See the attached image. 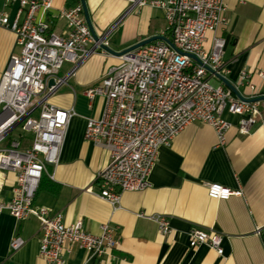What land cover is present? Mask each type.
Listing matches in <instances>:
<instances>
[{"label": "built area", "instance_id": "built-area-1", "mask_svg": "<svg viewBox=\"0 0 264 264\" xmlns=\"http://www.w3.org/2000/svg\"><path fill=\"white\" fill-rule=\"evenodd\" d=\"M138 7L149 5L163 12L166 38L171 44L156 41L119 58L100 82L84 90L91 108L96 98L103 108L96 119H86L83 138L109 153L110 162L99 172L97 196L117 208L124 192L142 191L148 186L158 150L169 148L187 126L199 123L211 127L217 146L227 144L233 127L223 113L237 117L236 130L247 136L261 116L258 103L239 100L223 86L213 87L209 80L224 77L222 61L225 40L218 34L228 24L224 0H129ZM19 8L13 21L0 12V27L15 35L19 49L0 77V174H15V185L8 201L0 200V216L8 214L17 222L31 217L39 223V254L44 264H68L72 247L90 258H102L117 247L110 227L105 224L98 235L88 233L81 221L63 223L60 213L34 208L33 199L49 167L57 166L70 120L74 113L60 109L47 100L65 84L59 71L65 63H83L98 49L86 24L80 2L60 12L65 31H50L44 16L52 10L53 0H5ZM211 34L209 46L208 35ZM172 45V46H171ZM194 56L197 60L190 58ZM264 77V74H260ZM50 80L54 85L48 87ZM246 72L240 84L264 97V86L257 90ZM38 112L37 118L32 115ZM19 128L18 137L8 139ZM26 136H30L28 144ZM207 196L216 201L242 197L220 184H205ZM163 237L171 228L163 216L153 218ZM189 248L205 245L223 255V237L214 232L192 229ZM25 245L19 237L10 241V251Z\"/></svg>", "mask_w": 264, "mask_h": 264}, {"label": "crops", "instance_id": "crops-1", "mask_svg": "<svg viewBox=\"0 0 264 264\" xmlns=\"http://www.w3.org/2000/svg\"><path fill=\"white\" fill-rule=\"evenodd\" d=\"M151 0H146L147 4ZM80 0H78V3ZM74 0H53L52 10L44 16L50 31L62 34L65 22L60 12L74 6ZM227 26L218 34L225 40L222 61L224 77L244 99L254 92L240 84L241 72L257 90L264 86V0H224ZM94 31L106 37L115 51H121L150 37H167L163 12L145 5L138 7L129 0H85ZM17 2L8 6L0 0V12L13 21ZM212 35H208L209 46ZM15 35L0 27V77L6 64L19 51ZM119 58L97 49L78 66L67 63L59 77L65 84L48 98L60 109L71 110L70 120L59 162L43 175L42 186L33 199V207L60 213L63 223L81 221L93 235L107 224L117 247L102 258H90L73 246L68 264H264V102L258 124L247 136L235 126L237 117L223 113L232 124L227 144L217 146L214 130L193 123L181 131L169 148L158 150L148 178V186L138 192H124L117 208L99 198L96 177L110 162L103 148L83 138L86 119H96L102 112L103 100L96 98L91 108L84 90L97 85ZM216 86H223L219 80ZM224 87V86H223ZM226 88V87H225ZM229 90V89H228ZM233 94V93H231ZM234 95V94H233ZM215 183L242 197L216 201L207 196L205 184ZM15 185V174H0V200L8 201ZM165 217L171 233L163 237L153 218ZM39 222L31 217L17 222L8 214L0 216V264H44L39 254ZM192 229L214 232L223 237V255L205 245L189 248ZM19 237L25 245L10 251V241Z\"/></svg>", "mask_w": 264, "mask_h": 264}, {"label": "water", "instance_id": "water-1", "mask_svg": "<svg viewBox=\"0 0 264 264\" xmlns=\"http://www.w3.org/2000/svg\"><path fill=\"white\" fill-rule=\"evenodd\" d=\"M80 5L82 6V10H83V15H84V18H85V21H86V24L91 32V35L94 39V42L95 44H97V47L98 49L106 52L107 54H109V56H113V57H116V58H120L121 56L123 55H126L138 48H141L145 45H148V44H151L153 42H156V41H164L166 43H168L169 45L171 44L166 38L164 37H160V36H154V37H150L146 40H143V41H140V42H137L121 51H115L113 50L111 47H109L108 43L105 42V39L106 37H99L96 35L95 31H94V28H93V25L91 23V20H90V17H89V14H88V10H87V7H86V4H85V0H80ZM172 46V45H171ZM191 59H193L194 61L197 62L196 58L194 56H190ZM216 79L220 81V83H222V85L224 87H226L227 89H229L231 91V93H233L236 98H238L239 100L241 101H244V102H247V103H259V102H264V97H257V98H253V99H244L239 93L238 91L236 90L235 87L232 86V84H230L227 79L221 75H215ZM54 85V81L53 80H50L49 83H48V87H51Z\"/></svg>", "mask_w": 264, "mask_h": 264}, {"label": "rangeland", "instance_id": "rangeland-1", "mask_svg": "<svg viewBox=\"0 0 264 264\" xmlns=\"http://www.w3.org/2000/svg\"><path fill=\"white\" fill-rule=\"evenodd\" d=\"M67 66H68L67 63H65V64L63 65L62 72H63V70L65 69V67H67ZM209 83H210L213 87H217V86H216V83L214 82V80H209ZM38 112H39V111L37 110V111L32 115V117H33V118H37V116H38ZM19 130H20V129L17 128V129H15L14 131H12V133L8 136V139H13V138L18 137V134L20 133ZM29 141H30V136H26L25 143L28 144Z\"/></svg>", "mask_w": 264, "mask_h": 264}, {"label": "trees", "instance_id": "trees-1", "mask_svg": "<svg viewBox=\"0 0 264 264\" xmlns=\"http://www.w3.org/2000/svg\"><path fill=\"white\" fill-rule=\"evenodd\" d=\"M69 1H71V0H69ZM76 3L74 4V6L75 5H77L78 4V0H74ZM43 177H42V179H41V181H40V183H39V187L38 188H40V186H42V182H43Z\"/></svg>", "mask_w": 264, "mask_h": 264}]
</instances>
